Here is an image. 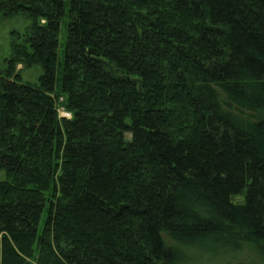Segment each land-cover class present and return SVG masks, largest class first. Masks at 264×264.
I'll use <instances>...</instances> for the list:
<instances>
[{"label": "trees", "instance_id": "trees-1", "mask_svg": "<svg viewBox=\"0 0 264 264\" xmlns=\"http://www.w3.org/2000/svg\"><path fill=\"white\" fill-rule=\"evenodd\" d=\"M0 13L29 20L0 73V264H196L245 247L264 264V0ZM18 65L41 68L36 86Z\"/></svg>", "mask_w": 264, "mask_h": 264}, {"label": "rangeland", "instance_id": "rangeland-1", "mask_svg": "<svg viewBox=\"0 0 264 264\" xmlns=\"http://www.w3.org/2000/svg\"><path fill=\"white\" fill-rule=\"evenodd\" d=\"M28 24H29V20L25 15L19 14V15L7 17L0 13V73L5 70L6 68L5 61L9 59L11 56V49H10L11 33L13 31L23 33L26 27L28 26ZM63 39H64V34L60 32L59 59L62 58V54H63L61 51ZM16 69L20 72L23 83H27L32 86H36L38 84V78L42 74L41 68L39 66L24 68L22 65H18ZM57 111L59 117H62V115L66 113L70 114L61 107H58ZM240 198L242 197H238L236 201L241 200ZM196 264H263V262L252 250L245 247L242 251L234 255L214 257L209 261L203 259L202 261H198V263Z\"/></svg>", "mask_w": 264, "mask_h": 264}, {"label": "built area", "instance_id": "built-area-1", "mask_svg": "<svg viewBox=\"0 0 264 264\" xmlns=\"http://www.w3.org/2000/svg\"><path fill=\"white\" fill-rule=\"evenodd\" d=\"M62 117L65 118V119H69V118H71V115L66 113V114L62 115Z\"/></svg>", "mask_w": 264, "mask_h": 264}]
</instances>
